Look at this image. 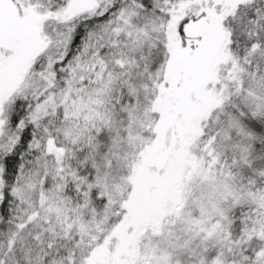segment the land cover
I'll use <instances>...</instances> for the list:
<instances>
[{
  "label": "snow or ice",
  "instance_id": "obj_1",
  "mask_svg": "<svg viewBox=\"0 0 264 264\" xmlns=\"http://www.w3.org/2000/svg\"><path fill=\"white\" fill-rule=\"evenodd\" d=\"M0 264H264V0H0Z\"/></svg>",
  "mask_w": 264,
  "mask_h": 264
}]
</instances>
